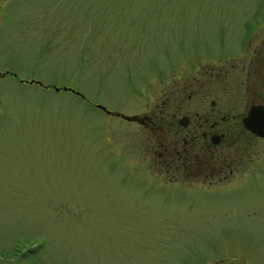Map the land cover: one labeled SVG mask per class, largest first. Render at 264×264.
I'll use <instances>...</instances> for the list:
<instances>
[{"label":"rangeland","instance_id":"374dc122","mask_svg":"<svg viewBox=\"0 0 264 264\" xmlns=\"http://www.w3.org/2000/svg\"><path fill=\"white\" fill-rule=\"evenodd\" d=\"M263 33L264 0H0V264H264V139L171 180L123 117L241 110V70L191 78Z\"/></svg>","mask_w":264,"mask_h":264},{"label":"flooded vegetation","instance_id":"af4514ba","mask_svg":"<svg viewBox=\"0 0 264 264\" xmlns=\"http://www.w3.org/2000/svg\"><path fill=\"white\" fill-rule=\"evenodd\" d=\"M246 45L250 52L247 56L232 57L225 63L214 62L209 64V71L197 78H191L194 86L200 85L201 80L205 84L216 82L219 86L226 81L229 82L225 80L228 73H232L234 69L241 70L237 72L239 75L243 74L246 82L245 89H248L249 94L252 95L243 103L241 110L233 113L221 112L222 109L218 105L213 109L212 105L215 101L210 99L208 111L190 112L189 105L179 103L180 98L172 96L169 98L172 101H167L165 97L156 104L154 110L142 112L133 119L142 127L149 129L152 137V142L150 138L149 144L150 147L154 145V154L158 160L153 164H167L164 166V169L170 170L165 175L167 179L176 180L179 170L186 169L189 164H194L197 170L200 169L203 182L210 183L213 173L218 174L220 178L225 173L221 167L222 164H231L233 160L230 158L231 161H224L221 158L222 146L230 148L231 145L237 143L240 135L264 139V136L255 135L243 128L241 121L249 106L259 105L264 108V87L262 96L259 92L261 83H264V33L256 41L249 40ZM5 73L8 71H2L0 75ZM240 81L238 83L234 81L233 84H240ZM180 85V88H176L184 94L187 84L182 81ZM189 96L190 94L187 93V98ZM233 108H236L235 105ZM227 156L229 154H226L225 158Z\"/></svg>","mask_w":264,"mask_h":264},{"label":"water","instance_id":"95a60500","mask_svg":"<svg viewBox=\"0 0 264 264\" xmlns=\"http://www.w3.org/2000/svg\"><path fill=\"white\" fill-rule=\"evenodd\" d=\"M32 81V80H31ZM56 90L57 87H54ZM63 89H66L63 87ZM70 91H73L72 89L68 88ZM74 92V91H73ZM75 93V92H74ZM77 93V92H76ZM99 108L104 109L102 105H97ZM108 112L107 110H105ZM126 119H135V116H124ZM242 125L244 128L248 129L252 133L264 136V108L259 105H251L247 109L246 114L241 118Z\"/></svg>","mask_w":264,"mask_h":264},{"label":"trees","instance_id":"16d2710c","mask_svg":"<svg viewBox=\"0 0 264 264\" xmlns=\"http://www.w3.org/2000/svg\"><path fill=\"white\" fill-rule=\"evenodd\" d=\"M223 165V164H222ZM225 165V164H224ZM224 165H223V169L225 168L224 167ZM163 171V173H165V174H167V173H169L170 172V170L168 169V168H165L164 170H162ZM185 169H183V170H179V172H178V175L180 176V177H182V175L184 176L183 178H186L187 176H189L188 174H186L185 175ZM188 173V172H187Z\"/></svg>","mask_w":264,"mask_h":264}]
</instances>
